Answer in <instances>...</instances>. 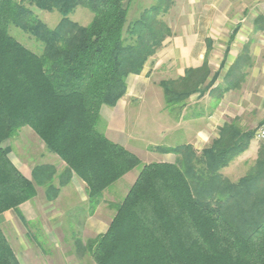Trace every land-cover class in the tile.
I'll return each mask as SVG.
<instances>
[{
  "label": "trees",
  "instance_id": "trees-1",
  "mask_svg": "<svg viewBox=\"0 0 264 264\" xmlns=\"http://www.w3.org/2000/svg\"><path fill=\"white\" fill-rule=\"evenodd\" d=\"M133 1L0 0V264H20L1 230L3 215L34 199L36 186L58 195L53 166L36 167L33 182L4 147L26 127L65 163L69 179L86 184L94 209L111 186L141 168L107 233L77 246L95 264H264V147L240 181L222 173L248 151L253 133L227 125L201 153L161 146L152 150L177 162L143 165L97 129L102 108L117 106L128 78L172 36L164 17L174 0H157L131 21ZM32 7L59 13V25L51 29ZM79 8L94 15L88 26L71 20ZM10 26L42 43L43 54L19 43ZM211 76L207 55L201 68L163 82L167 105L183 108L192 96L212 93Z\"/></svg>",
  "mask_w": 264,
  "mask_h": 264
},
{
  "label": "crops",
  "instance_id": "crops-1",
  "mask_svg": "<svg viewBox=\"0 0 264 264\" xmlns=\"http://www.w3.org/2000/svg\"><path fill=\"white\" fill-rule=\"evenodd\" d=\"M181 8L182 11L189 8L190 22L183 24L165 41L140 75L128 78L126 95L116 107L102 108L97 126L108 140L139 159L140 156L154 158L155 161L143 165L177 162L176 155L161 154L152 149L191 146L201 153L219 138L224 126L235 125L241 133H254L261 124L264 109V0H187ZM207 55L209 66L214 69L209 79V82L214 79L212 93L192 96L185 107L176 106L175 117H172L169 111L174 107L167 105L161 84L173 80V77L175 80L185 77L190 69L201 68ZM227 87L231 89L225 92L220 107L214 111L210 103L213 104V100L221 95V89ZM146 119H155L153 125L158 126L159 134L154 140L145 130ZM31 133L32 138L39 139L34 132ZM259 145L254 138L248 151L224 169L223 175L233 182L248 175L258 160ZM43 157L32 167L11 159L33 182L36 167L50 165L56 169L52 185L58 195L53 197L52 191L37 186V196L14 211L26 230V237L35 246H40L36 236L29 234L38 222L42 224L41 230L49 245L56 248L87 245L90 240L106 234L116 216V207L126 198L140 172L135 170L111 186L94 209L86 184L76 176L69 179L65 175V163L57 156L47 152ZM247 166L250 168L243 177L234 179L231 176V168ZM109 194L112 201L105 199ZM11 213L3 215L1 226L8 224Z\"/></svg>",
  "mask_w": 264,
  "mask_h": 264
},
{
  "label": "rangeland",
  "instance_id": "rangeland-1",
  "mask_svg": "<svg viewBox=\"0 0 264 264\" xmlns=\"http://www.w3.org/2000/svg\"><path fill=\"white\" fill-rule=\"evenodd\" d=\"M17 1H22V0H17ZM186 1L187 0H174L170 11L164 17V21L167 23V25L170 27L172 31V36L175 34L178 28L182 27L183 24L185 25L190 22L191 17L187 16V13H189V8L183 11L181 8V5H184ZM156 3H157V0H134L130 7L129 19L131 21L135 20L139 16L141 11L155 5ZM32 10L34 14L36 15V17L40 21L45 23L51 29L56 28L59 25L61 18H62L61 15L57 12L48 13V12L38 10L35 7H32ZM93 18H94V15L86 8L77 9L76 13L71 16V20L73 22L80 24L81 26H88L92 22ZM9 31H10V34L19 43L24 45L27 49L31 50L33 53L37 55L43 54L44 45L38 42L32 36L26 34L22 30L14 26H10ZM215 65H217V63H215ZM213 70L214 69H211L212 73H213ZM172 79L173 80H167V81H176L174 77ZM158 92H162V90L158 89ZM149 94L150 93H148V95ZM222 98L223 96L218 97L217 100H213V104L210 103L211 105L209 106H212L211 108L214 109V111H216L220 107L219 103L222 102ZM169 108H172V107H169ZM170 110L171 111H169V115H171L172 117H175L176 107ZM172 111L173 113H171ZM144 121L147 126L145 130L147 131V134L150 136L149 138H152L153 140L156 139V137H158V134H159L158 133L159 129H158V126L153 125V122L155 121V119H146ZM168 122L171 123L170 120ZM99 129L100 128H98V130ZM257 130L258 128L256 129V132ZM31 132L33 131L30 128L28 127L23 128L22 130L18 132L16 137H14L10 141H8L6 144H4V147H8L10 149V156L14 162L21 161L25 164H28L30 167L34 166V163L35 164L40 163L44 158L43 156L45 155L47 156V152H48L44 143L40 139H36V137L34 138L31 137L32 136ZM256 132L253 133L254 138H255ZM37 138L39 137L37 136ZM42 144L44 148L42 147ZM259 144H260L259 146L262 149L264 145L260 142ZM140 159L142 163H149V161H155L153 157L150 158V157L140 156ZM249 168L250 166L242 167L239 169L237 168L235 170L231 168L233 171L231 170L232 173L230 174L234 179L235 178L237 179L238 177L241 178L247 173ZM137 171L140 172L141 168L136 169L135 172L137 173ZM105 199L107 201L113 200L110 194L105 195ZM9 212H12L10 215L11 216L10 220L8 224L6 223L1 226V230L6 236V238L10 240L16 255L19 257V259L22 261L23 264H95L91 255L87 253H83V254L79 253L77 246H69V247L67 246V247H60V248L50 246L49 240L42 233V230H41L42 224L40 222L35 223V225L33 226V229L32 230L30 229L29 231V234L36 236L37 238L36 240L40 245V246H35L34 243H32L31 240L28 237H26L27 236L26 230L22 226V224L17 220L14 210L9 211ZM30 244H33V246Z\"/></svg>",
  "mask_w": 264,
  "mask_h": 264
},
{
  "label": "built area",
  "instance_id": "built-area-1",
  "mask_svg": "<svg viewBox=\"0 0 264 264\" xmlns=\"http://www.w3.org/2000/svg\"><path fill=\"white\" fill-rule=\"evenodd\" d=\"M255 139L264 145V109L262 111L261 124L258 127Z\"/></svg>",
  "mask_w": 264,
  "mask_h": 264
}]
</instances>
